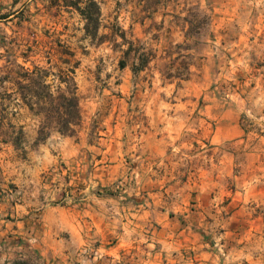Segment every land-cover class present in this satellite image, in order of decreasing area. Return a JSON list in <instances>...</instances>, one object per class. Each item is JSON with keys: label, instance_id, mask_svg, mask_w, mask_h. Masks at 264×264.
<instances>
[{"label": "rangeland", "instance_id": "1", "mask_svg": "<svg viewBox=\"0 0 264 264\" xmlns=\"http://www.w3.org/2000/svg\"><path fill=\"white\" fill-rule=\"evenodd\" d=\"M96 1L88 31L85 0H0V159L86 213L56 263L264 264V178L240 182L238 148L264 134V0ZM73 65L82 122L40 140Z\"/></svg>", "mask_w": 264, "mask_h": 264}, {"label": "crops", "instance_id": "2", "mask_svg": "<svg viewBox=\"0 0 264 264\" xmlns=\"http://www.w3.org/2000/svg\"><path fill=\"white\" fill-rule=\"evenodd\" d=\"M222 128L224 139L230 138L233 131L240 132L232 123ZM239 142L240 182L254 177L264 178V134L257 133L252 140L246 134ZM5 159H0V173L8 174L4 181H0V264H72L65 259L56 263V252L61 251L56 233L58 229H63L82 237L87 225L86 213L39 203L32 197L37 186L30 183L29 179L24 182V179L12 175L14 168L11 169V163ZM13 182L21 184L20 189H15L23 192L20 202L16 201V195L12 193ZM263 191L259 188L261 196H264ZM94 225L96 231L100 230L96 219ZM78 244H65V247L74 250L79 247Z\"/></svg>", "mask_w": 264, "mask_h": 264}, {"label": "trees", "instance_id": "3", "mask_svg": "<svg viewBox=\"0 0 264 264\" xmlns=\"http://www.w3.org/2000/svg\"><path fill=\"white\" fill-rule=\"evenodd\" d=\"M81 12L87 19L88 31L90 30L89 26L92 24L97 27L99 6L96 0H85V6L81 9ZM33 72L37 77L34 78L33 82L39 88L36 94L40 97L42 95L41 85H45L43 82L46 75L44 69L38 66L35 67ZM29 75L31 74L26 73V76ZM59 79L60 82H65V88H62L60 84L57 85L56 94L45 109L48 116L39 126L40 140L46 139L52 132H58L62 135H73L76 132V127L82 122L80 96L75 81V65L68 69L64 77L60 75ZM27 87L28 85H24L23 89L26 90ZM23 94L26 97V93L23 92Z\"/></svg>", "mask_w": 264, "mask_h": 264}]
</instances>
